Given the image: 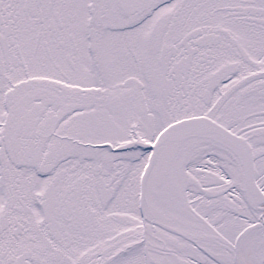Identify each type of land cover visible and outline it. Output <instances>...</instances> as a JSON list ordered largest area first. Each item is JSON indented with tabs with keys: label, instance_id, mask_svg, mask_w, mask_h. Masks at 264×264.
Here are the masks:
<instances>
[{
	"label": "snow or ice",
	"instance_id": "6c2138e0",
	"mask_svg": "<svg viewBox=\"0 0 264 264\" xmlns=\"http://www.w3.org/2000/svg\"><path fill=\"white\" fill-rule=\"evenodd\" d=\"M0 264H264V0H0Z\"/></svg>",
	"mask_w": 264,
	"mask_h": 264
}]
</instances>
